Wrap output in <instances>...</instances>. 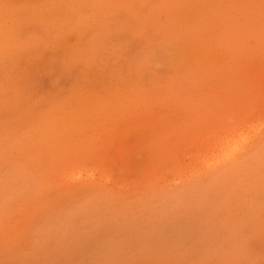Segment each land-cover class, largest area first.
<instances>
[{
    "label": "rangeland",
    "instance_id": "374dc122",
    "mask_svg": "<svg viewBox=\"0 0 264 264\" xmlns=\"http://www.w3.org/2000/svg\"><path fill=\"white\" fill-rule=\"evenodd\" d=\"M0 264H264V0H0Z\"/></svg>",
    "mask_w": 264,
    "mask_h": 264
},
{
    "label": "bare ground",
    "instance_id": "6f19581e",
    "mask_svg": "<svg viewBox=\"0 0 264 264\" xmlns=\"http://www.w3.org/2000/svg\"><path fill=\"white\" fill-rule=\"evenodd\" d=\"M8 1H11V0H8ZM13 2H14V1H13ZM15 2H16V1H15ZM19 2H20V1H19ZM5 3H6V1H5ZM7 3H8V2H7ZM79 80H80V79H79ZM221 144H222V143H221ZM232 144H233V143H232ZM221 146H222V145H221ZM223 146H224V145H223ZM225 146H227V143H226ZM222 148H223V147H222ZM221 150H223V149H221ZM232 150H233V149H232ZM232 150H231V151H232ZM224 151H225V150H224ZM222 152H223V151H222ZM223 153H224V152H223ZM220 154H221V153H220ZM224 154H225V153H224ZM224 154H223V155H224ZM232 154H233V152H232ZM220 156H221V155H220ZM224 156H226V155H224ZM234 156H235V155H234ZM228 157H229V155H228ZM230 157H232V156H230ZM230 157H229V158H230ZM221 158H222V157H221ZM226 158H227V156H226ZM219 159H220V158H219ZM222 159H223V158H222ZM225 160H226V159H225ZM225 160H224V161H225ZM221 161H223V160H221ZM224 161H223V163H224ZM226 161H228V158H227ZM226 161H225V162H226ZM220 164H221V163H220Z\"/></svg>",
    "mask_w": 264,
    "mask_h": 264
}]
</instances>
